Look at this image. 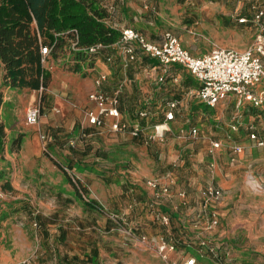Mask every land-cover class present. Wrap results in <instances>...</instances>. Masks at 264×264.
Returning a JSON list of instances; mask_svg holds the SVG:
<instances>
[{
    "label": "rangeland",
    "instance_id": "rangeland-1",
    "mask_svg": "<svg viewBox=\"0 0 264 264\" xmlns=\"http://www.w3.org/2000/svg\"><path fill=\"white\" fill-rule=\"evenodd\" d=\"M102 1L118 28L127 27L151 39L171 32L192 56L219 47L247 49L258 32L251 21L255 9L263 12L258 24L264 34V0ZM240 19L248 21L241 24ZM68 57L67 49L57 51L55 58L43 56L42 67L50 72L51 79L47 88L35 93L3 83L0 66V123L4 132L0 150V264H39L42 245L38 236L42 228L51 236L65 233L67 243L58 245L59 250L76 255L82 263L75 264H86L85 258L93 248L98 249L99 256L88 264H165L150 244L158 227L144 211L137 212L140 231L130 224L128 216L125 226L116 218L113 221V217H119L131 199L137 198L131 194L139 191L137 188L145 186L149 179L166 175L175 181L171 198L178 188L186 189L189 207V211L180 213V221L176 218L173 222L174 231L185 235L202 191L218 188L222 197L215 208L218 225L214 237L232 248L238 264H264V146L258 147L249 136L253 130L264 140V111L250 106L237 108L235 101H223L214 108L200 105L192 96L196 81L191 79V88L186 89L181 81L188 73L178 69L172 73L180 82L170 83L168 77L162 85L153 83L121 100L127 122L134 109L144 108L145 99L157 87L168 91L163 104L171 99L179 101L181 111L175 125L168 123L164 143L145 146L128 134L107 130L86 133L84 111L95 74L74 73ZM105 58L100 54L94 59L96 72L113 69L110 79L115 82L123 76V57L114 54L108 64ZM131 67L142 75L149 72L143 60ZM31 104L39 105L41 121L39 126L29 128L24 124V115ZM54 107L61 110L60 114L52 112ZM162 120L161 113L153 117L154 123ZM232 121H237L236 131H231ZM189 125L206 136V141L197 139L191 144L174 139L180 129H188ZM43 134L50 135L51 142L43 144L39 138ZM18 137L22 139L21 146L13 142ZM209 141L220 144L212 153ZM233 146L240 147L241 153L234 154ZM71 156L85 167L66 169L65 160ZM63 172L75 184L80 197L73 194ZM188 189L198 192L197 201L189 197ZM146 193L136 199L141 206L150 197L151 192ZM117 224L131 228L133 236L116 229L109 231ZM142 236L146 241H141ZM200 264L213 263L208 258Z\"/></svg>",
    "mask_w": 264,
    "mask_h": 264
},
{
    "label": "built area",
    "instance_id": "built-area-1",
    "mask_svg": "<svg viewBox=\"0 0 264 264\" xmlns=\"http://www.w3.org/2000/svg\"><path fill=\"white\" fill-rule=\"evenodd\" d=\"M263 16V12L255 9L252 22L256 23L258 30L254 42L244 51H237L228 48H215L209 53L201 56H192L184 50L177 38L170 32L162 35L161 42L154 44L148 41L139 32L130 28H121L118 31L117 41L110 47L116 48L124 57L123 68L126 69L129 63L135 62L139 55L152 59L166 71L170 65H178L188 71L191 77L197 82L198 89L196 97L200 103L214 107L222 101H235L236 107L239 108L245 103L251 104L255 108L264 109V34L262 27L258 24ZM239 23H247L248 20L240 19ZM75 43H72L71 49L75 50ZM109 47L103 45H95L87 48L85 51L89 56L97 55ZM41 55L48 54L47 49H41ZM43 61V58L41 62ZM106 62L110 63L111 58H106ZM106 75L100 74L94 81V89L88 94L87 98L91 103V107L84 111L85 128L94 129L100 132L104 129L107 131L121 133L128 132L133 139L143 138L145 144L155 141H162L164 134L168 131L166 122L174 119L172 109L174 103L168 105L169 111L165 113V122L156 124L152 129V133H148V127H143L140 121L148 117V112L140 110L137 112V120L128 125L123 122L119 112V98L123 92L127 79H122L115 87L112 93H105L101 90L102 84L106 82ZM159 82L163 78L158 79ZM41 92V90L39 91ZM55 113L59 111L54 109ZM41 110L39 105L29 106L24 115V123L26 126L32 127L39 124ZM231 130L235 131V125L231 126ZM199 131L191 127L186 133H179L178 139L193 140L196 139ZM250 139L255 142L258 147L264 146V140L261 139L255 131H251ZM44 140V136H40ZM218 142H212L213 149L219 148ZM234 154L241 153V148L233 146ZM146 187L151 190L154 195H169L167 186L163 185L157 179H151L146 182ZM0 189V205L2 193ZM180 199L185 198L184 192H178ZM222 193L214 187H207L201 195L199 211L195 216V224L193 229L189 231L190 237L183 240L187 246L196 248L197 256L211 257L216 264H235L229 256L223 259L219 255V245H216L210 239L203 236V232L210 231L218 225V215L215 205L221 200ZM153 220L162 228L170 232L172 223L171 218L162 213L155 212V203H149ZM131 208V206H130ZM122 225L125 226L126 219L123 214L119 217L115 216ZM124 226L117 224L116 231L127 234L132 237L131 228L125 229ZM193 234V235H192ZM141 241H146L144 236ZM151 244L158 258L166 264H196L197 257L180 253V258L171 259L170 255L176 252V244L173 236L161 234L156 240H152Z\"/></svg>",
    "mask_w": 264,
    "mask_h": 264
},
{
    "label": "trees",
    "instance_id": "trees-1",
    "mask_svg": "<svg viewBox=\"0 0 264 264\" xmlns=\"http://www.w3.org/2000/svg\"><path fill=\"white\" fill-rule=\"evenodd\" d=\"M108 17L99 0H0L2 82L31 91L47 88L51 74L42 67L41 49H47V56L53 58L57 51L67 49L74 73L80 72L82 66L91 67L94 56L85 50L98 44L110 46L118 39V31L106 25ZM72 43L75 50L71 49ZM3 136L0 123V149ZM13 142L20 145L21 138ZM64 167L70 170L79 165L68 161ZM63 173L80 197L75 184Z\"/></svg>",
    "mask_w": 264,
    "mask_h": 264
},
{
    "label": "crops",
    "instance_id": "crops-1",
    "mask_svg": "<svg viewBox=\"0 0 264 264\" xmlns=\"http://www.w3.org/2000/svg\"><path fill=\"white\" fill-rule=\"evenodd\" d=\"M115 0H112V2H114ZM100 2V5L106 9L108 15H109V9L104 6L103 4V1L102 0H99ZM106 25L110 26L111 28H113L114 30L116 31H119V29L121 28H125V27H120L118 28L117 27V24L115 22H112L111 19H110V15L108 17V19L106 20ZM127 28V27H126ZM139 32V31H137ZM140 34H142L148 41L154 43V44H159L161 42V39H162V35L163 33L157 38V39H151L150 37L146 36L145 34H143L142 32H139ZM165 33V32H164ZM171 33V32H170ZM113 45V44H112ZM110 45V46H112ZM110 46H106V47H109L103 51H100L97 55H93L94 56V59L97 58V56H99L100 54H102V56H104L105 54V57L106 58H111L112 60V57H114V54H118L120 55L121 57H123L121 55V53L116 49V48H113V47H110ZM113 51V52H112ZM112 52V53H111ZM111 53V54H110ZM204 55V54H203ZM43 58V57H42ZM106 58H105V61H106ZM138 60H143V61H151L152 59H149V58H146V57H143L141 55L138 54L137 58H136V61L135 62H132V63H129L128 67L126 69L123 68V65L121 67V70L123 71V76L120 77L118 80H116L115 82H113L111 79H110V76L112 74H114V71L113 69L112 70H106V71H99V72H96L97 71V68L96 66L97 65H93L91 67H88V66H82L81 67V70L80 72H77V73H80L81 75H92V74H95L94 76V79L92 80V90L94 89V81L98 78V76L100 74H105L106 75V82L102 84V87H101V90L104 91L105 93H112L116 87V85L124 78L127 79V83L125 84V87L123 89V92L119 98V112H120V115H121V119L123 122L127 123L128 125H131L132 123H134L136 120H137V112L140 111V110H144V111H147L148 112V117L146 119H144L143 121H140V123L142 124L143 127H148V133H152V129L151 127H153L154 125L156 124H160V123H163L165 122V113L167 111H169V107L168 105L171 104V103H174L175 104V107L172 109V112H173V115H174V119L169 121V122H166V127L168 128V123H171V125H175L176 124V121H175V118H176V115L179 114V112L181 111V109L179 108L180 106V102L177 101V100H167L164 104H163V101L166 100V95L168 93V91L165 93L162 89H160V87H157L155 88V92H152L151 93V96H149L148 99H145V103H144V108H138L137 110L134 109V111L132 112V119L130 122H127V120L124 118L123 116V113H122V110H121V100H124L125 98H130L134 93H138L139 90L143 89V88H146L148 85L152 86L153 83L155 85H162L164 83V81L170 77V83H177L178 80L179 82L181 81V79L179 77H177L175 74H173L172 72H175L177 71L178 69H182L184 71H186L188 73V71L186 69H184L183 67L181 66H178V65H170L166 68V71L164 72V69H162L158 63L154 60H152L153 62H148L146 63L147 64V67L149 68V72H146L144 75H142V73H135V71H133V68L131 67L132 64H135L138 62ZM94 61V60H93ZM123 61H124V57H123ZM106 64H108L106 62ZM136 68V67H134ZM171 75V76H169ZM108 76V77H107ZM163 78V81L162 82H159L158 79L159 78ZM191 79L192 81L194 80L191 75L188 73V77H185L181 83H182V86H186L187 88L186 89H189L191 88L190 87V84L189 82L191 83ZM186 81V83H185ZM188 81V82H187ZM197 83V82H196ZM87 86H88V83H86ZM193 95L195 97V99H197L196 97V91L198 89V84L195 85V87L193 86ZM91 90V91H92ZM160 90V91H158ZM90 91V92H91ZM35 93V91H33ZM89 92V93H90ZM88 93V94H89ZM87 94V96H88ZM128 94V95H127ZM139 101V100H138ZM197 101L199 102V100L197 99ZM40 102V101H39ZM136 101H134L135 103ZM223 102V101H222ZM228 102V101H227ZM232 102V101H230ZM228 102V103H230ZM221 103V102H220ZM219 103V104H220ZM200 105H204L202 103L199 102ZM217 104V105H219ZM29 106H33L32 104L29 105ZM28 106V107H29ZM87 108L91 107V103L89 102L88 98H87V104H86ZM162 106V107H161ZM206 106V105H205ZM247 106H250L251 109H259L261 111H264L263 108H255L253 107L251 104L249 103H245L243 104L241 107L244 109H248ZM27 107V108H28ZM208 107V106H207ZM215 107V106H214ZM214 107H209V108H214ZM86 108V109H87ZM56 109L58 110L59 112L58 113H55L53 110ZM151 110L153 113H151ZM191 110V107L190 109ZM52 112L54 114H60L61 110L57 107H54L52 109ZM161 113L162 116H163V120L162 122L160 123H154L153 122V117L155 114H159ZM236 120V119H235ZM40 121H41V117H40V120H39V124H40ZM188 123V121H186V124ZM25 124V123H24ZM39 124L37 126H39ZM232 124L235 125V127L237 126V121H232ZM232 124L230 125V128L232 126ZM172 125V126H173ZM26 126V125H25ZM29 127V126H27ZM32 127H36V126H32ZM186 127V126H185ZM182 128L178 131V133H176V135L174 136V139L177 140V141H180V142H185V143H191L193 144L197 139H203L202 141H206V136H203L200 134V131H199V134L197 136L196 139H193V140H182V139H178L177 136L179 135V133H186L192 126L189 125V128L186 129V128ZM31 128V127H29ZM52 128H55V125H53ZM194 128V127H193ZM237 128V127H236ZM106 130V129H104ZM85 131H88L92 134H95V133H98L96 131H94V129L88 127L87 129H84V132ZM103 131V130H102ZM233 131V130H231ZM236 131V130H235ZM169 132V128H168V131L165 132L164 134V138L162 141H155V142H152V143H148V144H145L144 141H143V138H139V139H135V140H138L140 141L143 145L145 146H149V145H153V144H161V143H164L166 141V137H167V133ZM118 134H128V132H121V133H118ZM40 136H44V140L42 141L41 140V137ZM39 138L40 140L42 141L43 144H47L49 142H51L52 140V137L50 135H40ZM131 137V136H130ZM132 138V137H131ZM3 139V138H2ZM133 139V138H132ZM213 141H209V145H210V148H209V152L212 153L214 150H217V149H213L211 147V143ZM21 143H22V139H21V142H20V146H21ZM2 145H3V141H2ZM2 145H1V149H2ZM0 149V150H1ZM87 149V148H86ZM68 161H73L75 163H77V165H79V168L76 167V168H72V169H80V168H83L85 167V165L83 163H81L80 161H78V159L75 157V156H71L69 157L67 160H65V165L67 164ZM60 166V165H58ZM152 179H157L159 180L163 185L167 186L168 190H169V195H165V196H157V195H154V193L149 190L147 187H146V183H145V186L142 185L139 187L140 189L137 188V190L139 191H135L133 193H131L133 190L130 191L131 194H133L132 196H134V198H139L140 196H143V194H146L149 195L150 193V197H147V199L145 200V202L143 203V205L141 206L140 203L136 200V199H131V203L129 204V206L127 208H124L121 213L124 215V216H128L130 219H131V222L130 224L131 225H134V227L136 228L138 224H140V220L137 217V212H138V209H140L141 211H144L145 215H146V218L157 225L158 227V232L156 234V236H154L153 238H151L150 240V244H151V241L153 240H156L158 236H160L161 234H168L170 233L172 236H173V239H174V243L176 244V252L174 254H171L170 257L171 259H178L180 258V253H184L185 255H189V256H194V257H197V263L196 264H200V262L203 260V259H210L212 261L213 264H216V262H214L213 259H211V257H199L197 256V253H196V248L193 246H187L184 242V238L185 237H190L191 236V233H189V231H191V229H193V225L195 224V216L197 215L198 211H199V205H200V200H199V203H198V206L196 208V211L194 212V214L190 215V220L188 222V226L185 228L187 229L186 230V234L184 235L183 233H178L176 231H174V224L173 222H175L176 218L177 220L180 221L179 219V215H181L180 213L184 211H189V207H186V203L187 201L185 200L186 198L184 199H180L178 196H177V193L178 192H184L185 193V196H186V189H177L176 191V197L174 196L173 198H171L170 196V192L173 190L174 186H175V181L172 179V177L170 175H166L164 178H152ZM151 180V179H149ZM194 188V187H193ZM218 189V188H217ZM205 190V189H204ZM150 191V192H149ZM74 192V191H73ZM188 192H189V197H194L196 198V201L198 199L197 197V194L198 192H193V189H188ZM203 192V191H202ZM75 195V193H73ZM202 195V193H201ZM201 199V197H200ZM179 200V201H178ZM221 201V200H220ZM219 201V203H220ZM180 204H179V203ZM149 203H155V208L153 209L155 212H162L166 215H168L170 218H171V223H172V226H171V229H170V232L167 231L166 229H162L152 218V211L149 207ZM217 203L215 205V208L217 210V205L219 204ZM1 206V205H0ZM131 206V208H130ZM141 206V207H140ZM174 210V211H173ZM190 214V213H189ZM187 216H188V213H187ZM42 222V221H41ZM40 224L42 226H44L43 222ZM176 224V223H175ZM113 227V228H112ZM109 231L111 230H115L116 229V225L112 226ZM184 227V226H183ZM217 227V226H216ZM215 227V228H216ZM138 228V227H137ZM215 228L211 229L210 231H206V232H203V236L210 239L212 242H214L216 245H219L220 246V249H219V255L224 259L225 256H229L231 259H233V263L235 264H238L234 258H233V253H232V248H230L226 243H221V241H219L218 239H216V237H214V230ZM140 227L138 228V230L140 231ZM42 233H40V236H38V238L40 239V243L42 245V252H39L38 254V263L39 264H75L77 261L82 263L77 257L76 255H73V254H70V252L66 251V252H61L59 250V246L58 245H62V244H66L67 243V240H66V235L64 232H61L58 235H50L48 234V231L47 229H43L42 228ZM118 232V231H117ZM193 235V234H192ZM152 245V244H151ZM99 256L98 254V249L97 248H93L92 251H91V254L90 256H87L85 258V261H86V264L88 263H93L94 259H96L97 257ZM157 256V255H156ZM158 257V256H157ZM159 259V258H158ZM160 260V259H159ZM161 261V260H160ZM164 263V262H163ZM166 264V263H165Z\"/></svg>",
    "mask_w": 264,
    "mask_h": 264
}]
</instances>
